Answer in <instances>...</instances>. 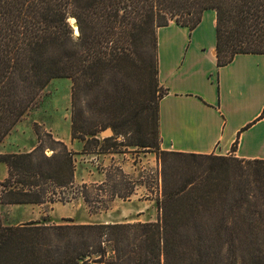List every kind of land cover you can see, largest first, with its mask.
Instances as JSON below:
<instances>
[{
  "label": "trees",
  "instance_id": "16d2710c",
  "mask_svg": "<svg viewBox=\"0 0 264 264\" xmlns=\"http://www.w3.org/2000/svg\"><path fill=\"white\" fill-rule=\"evenodd\" d=\"M209 10L219 68L264 55V0H0V147L50 83L68 79L81 154L143 148L162 162L157 221L13 226L0 213V264H264V161L161 148L158 31L174 22L192 32ZM36 134L32 151L0 153V206L91 207L98 184L76 183L79 153ZM122 171L100 185L127 200L135 190L114 183Z\"/></svg>",
  "mask_w": 264,
  "mask_h": 264
},
{
  "label": "crops",
  "instance_id": "0c3cea01",
  "mask_svg": "<svg viewBox=\"0 0 264 264\" xmlns=\"http://www.w3.org/2000/svg\"><path fill=\"white\" fill-rule=\"evenodd\" d=\"M216 47L213 10L192 32L174 22L159 29V84L167 92L160 103L161 148L264 161V55H238L219 68Z\"/></svg>",
  "mask_w": 264,
  "mask_h": 264
},
{
  "label": "rangeland",
  "instance_id": "374dc122",
  "mask_svg": "<svg viewBox=\"0 0 264 264\" xmlns=\"http://www.w3.org/2000/svg\"><path fill=\"white\" fill-rule=\"evenodd\" d=\"M71 95L72 82L57 79L43 92L38 103L29 110L16 125L0 147V153H27L38 145L36 130L46 140L48 133L63 141L69 149L79 153L76 156L77 184L96 183L89 192L93 204L88 207L82 198L69 203H55L28 206H0V213L6 225H20L32 221L49 224H98L155 222L159 213L157 201L162 192V162L149 149L125 148L120 155L86 156L81 154L83 146L71 139ZM47 151V155H51ZM122 168L125 178L116 176L114 183H120L118 191L125 192V184L136 191L127 200L112 198L109 186L100 184L108 173L116 175L115 169ZM8 176V169L0 165V182ZM113 191V190H112Z\"/></svg>",
  "mask_w": 264,
  "mask_h": 264
},
{
  "label": "water",
  "instance_id": "95a60500",
  "mask_svg": "<svg viewBox=\"0 0 264 264\" xmlns=\"http://www.w3.org/2000/svg\"><path fill=\"white\" fill-rule=\"evenodd\" d=\"M71 23H72V27L76 30L75 35L77 37H79L80 34H79L78 24H77L76 20L72 19ZM111 135H113V131L111 129H108L107 131H105L102 134L103 137H108V136H111Z\"/></svg>",
  "mask_w": 264,
  "mask_h": 264
},
{
  "label": "bare ground",
  "instance_id": "6f19581e",
  "mask_svg": "<svg viewBox=\"0 0 264 264\" xmlns=\"http://www.w3.org/2000/svg\"><path fill=\"white\" fill-rule=\"evenodd\" d=\"M75 32H76V30H75Z\"/></svg>",
  "mask_w": 264,
  "mask_h": 264
}]
</instances>
